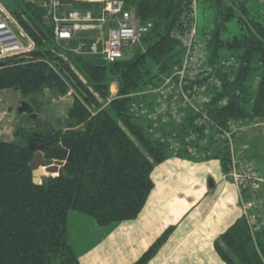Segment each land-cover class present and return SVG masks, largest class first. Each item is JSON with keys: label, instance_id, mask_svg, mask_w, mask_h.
Returning <instances> with one entry per match:
<instances>
[{"label": "trees", "instance_id": "trees-1", "mask_svg": "<svg viewBox=\"0 0 264 264\" xmlns=\"http://www.w3.org/2000/svg\"><path fill=\"white\" fill-rule=\"evenodd\" d=\"M47 1L3 0L35 48L0 61V94L16 90L29 99L27 124L47 93L74 99L57 127L21 126L14 140L0 138V264H81L69 240L71 212L108 231L134 220L155 187L156 166L172 157L219 159L228 175L232 159L223 132L230 124H264V0H124V11L134 10L151 27L130 50L132 60L113 63L102 54L104 23L102 31L57 42ZM200 3L210 19L204 41L197 38ZM72 9L91 11L94 22L106 15L101 4L63 7ZM106 22L115 26L109 16ZM193 29L197 64L180 86L176 72L184 68ZM36 141H44L50 160L64 162L57 176L46 173L39 184L31 167ZM261 220L253 233L243 216L219 237L215 247L226 264H264ZM172 230L133 264H148Z\"/></svg>", "mask_w": 264, "mask_h": 264}, {"label": "crops", "instance_id": "crops-1", "mask_svg": "<svg viewBox=\"0 0 264 264\" xmlns=\"http://www.w3.org/2000/svg\"><path fill=\"white\" fill-rule=\"evenodd\" d=\"M117 90L113 85L114 95ZM245 150L238 152L251 159ZM258 172L264 178V170ZM152 179L155 187L140 215L109 231L96 226L101 235L78 251L80 263L133 264L172 228L148 264H226L215 243L244 213L240 190L220 160L172 157L155 167ZM257 195L264 202V183ZM259 212L263 217L264 203Z\"/></svg>", "mask_w": 264, "mask_h": 264}, {"label": "built area", "instance_id": "built-area-1", "mask_svg": "<svg viewBox=\"0 0 264 264\" xmlns=\"http://www.w3.org/2000/svg\"><path fill=\"white\" fill-rule=\"evenodd\" d=\"M72 3H91L104 5L103 18L99 22H106L108 16L115 22L108 33L105 47L102 51L105 59L109 63L119 61L123 53L130 50L140 42L141 38L151 27V24L142 25L138 21L134 10L124 11V0H48L45 5L48 10V21L55 27V36L57 42H65L67 45L76 32L96 30L95 19L91 11L79 9L63 10V7L70 6ZM101 27V26H99ZM98 28V27H97ZM185 43L188 47L187 59L184 68L176 74L180 77V86L184 80L186 69L197 64L196 54H191L193 37L195 29L189 34ZM82 44L73 49L75 52L81 50ZM35 48L32 40L25 34L13 16L0 0V61L29 53ZM92 52L98 53V43L92 46ZM191 61L189 62L188 57ZM192 59H195L192 61ZM197 66V65H196ZM170 80H168V84ZM168 91L163 89V93ZM242 129L239 124H230V128L223 132L224 138L228 141L231 154V170L227 175L239 188L244 217L247 220L252 232L254 233L259 224L260 216L258 212L261 209L262 202L257 193L264 179L260 176L254 164L246 158L243 152L239 153L235 149L234 136ZM247 190L250 198H245L242 193Z\"/></svg>", "mask_w": 264, "mask_h": 264}, {"label": "rangeland", "instance_id": "rangeland-1", "mask_svg": "<svg viewBox=\"0 0 264 264\" xmlns=\"http://www.w3.org/2000/svg\"><path fill=\"white\" fill-rule=\"evenodd\" d=\"M209 21L210 19L206 14L203 5L200 3L197 7V38L201 41H204V32L209 28ZM103 23V36L101 37L105 43L107 40L106 35H108L110 30V28H107V25L110 22H94V24L96 25V30L99 31H102ZM138 46L141 47L142 45ZM196 52L201 55V52L199 51V46L196 49ZM193 60L195 59H192V61ZM167 92L168 91H166V93ZM73 99V96L69 95L67 97H64L63 99H60L55 97L51 93H47L45 97H41V100L43 101V104H45V106H42L43 108L40 112L36 111L34 114H32V121L27 124L24 120L27 119V113L25 112V110L27 111L28 109L29 99L24 98L20 94V92L16 90L3 91L0 94V138L5 141L14 140L15 132L21 126L39 127L40 125V129H44V127H57L58 121L64 120L67 109L73 103ZM23 104H25V109H22V112H20L19 107L23 108ZM33 108L36 109L35 107ZM183 115L186 116V113H183ZM241 124L239 125L242 127V129H240L234 137L235 149L238 151L240 150V148H246L245 151L247 156L253 159L252 162L255 164L256 167L259 168L260 173H262V171L264 170V127L251 124L249 122H241ZM41 171L43 175H45L42 177V181L43 179L49 176L46 175V171L44 169H41ZM50 176L54 177L56 175ZM258 214H260V212H258ZM261 218H263L262 220L264 221V215ZM96 226L98 225L94 222L91 217L78 214L76 212L70 213L69 240L77 252L83 249L89 243H91L96 237L101 235L98 233L97 230H95ZM262 226H264V224H262ZM99 230L103 231V229Z\"/></svg>", "mask_w": 264, "mask_h": 264}, {"label": "water", "instance_id": "water-1", "mask_svg": "<svg viewBox=\"0 0 264 264\" xmlns=\"http://www.w3.org/2000/svg\"><path fill=\"white\" fill-rule=\"evenodd\" d=\"M135 53L134 52H127V53H123V55L121 56V58L119 59V61H130L134 58ZM5 63L4 62H0V67H2ZM25 104H23V108L24 109ZM22 112V110H21ZM264 122V119L262 120ZM264 127V124H263ZM65 156H68V153L65 152ZM69 161L72 160V154L69 155ZM64 162L61 160H47L44 159L43 155L41 152H37L34 155V159L32 161L31 167L34 170V182L35 184H39L41 178L44 176L41 169H46L49 173H51V175H58L61 168L63 167Z\"/></svg>", "mask_w": 264, "mask_h": 264}, {"label": "flooded vegetation", "instance_id": "flooded-vegetation-1", "mask_svg": "<svg viewBox=\"0 0 264 264\" xmlns=\"http://www.w3.org/2000/svg\"><path fill=\"white\" fill-rule=\"evenodd\" d=\"M22 108L19 107V111L21 112ZM37 140H39L40 138H36ZM46 148V145L44 144V141H36L35 146H34V150H36L35 152H41L44 159L50 160L48 155L44 153V149Z\"/></svg>", "mask_w": 264, "mask_h": 264}, {"label": "bare ground", "instance_id": "bare-ground-1", "mask_svg": "<svg viewBox=\"0 0 264 264\" xmlns=\"http://www.w3.org/2000/svg\"><path fill=\"white\" fill-rule=\"evenodd\" d=\"M45 171H46V173H49L46 169H44ZM49 174H51V173H49Z\"/></svg>", "mask_w": 264, "mask_h": 264}]
</instances>
